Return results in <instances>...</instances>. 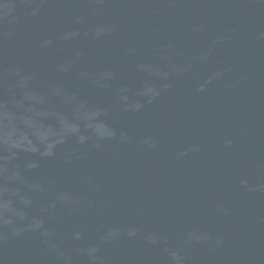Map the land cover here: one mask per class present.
<instances>
[{"label": "water", "instance_id": "95a60500", "mask_svg": "<svg viewBox=\"0 0 264 264\" xmlns=\"http://www.w3.org/2000/svg\"><path fill=\"white\" fill-rule=\"evenodd\" d=\"M0 264H264V0H0Z\"/></svg>", "mask_w": 264, "mask_h": 264}]
</instances>
